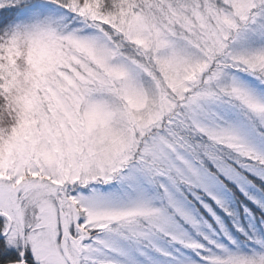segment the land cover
Instances as JSON below:
<instances>
[{
	"label": "snow or ice",
	"instance_id": "6c2138e0",
	"mask_svg": "<svg viewBox=\"0 0 264 264\" xmlns=\"http://www.w3.org/2000/svg\"><path fill=\"white\" fill-rule=\"evenodd\" d=\"M0 264H264V0H0Z\"/></svg>",
	"mask_w": 264,
	"mask_h": 264
}]
</instances>
